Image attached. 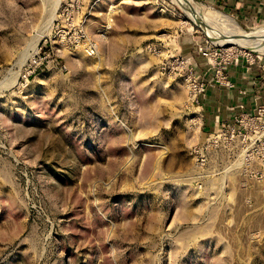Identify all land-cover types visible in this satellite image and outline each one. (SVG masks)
I'll use <instances>...</instances> for the list:
<instances>
[{"label":"rangeland","instance_id":"rangeland-1","mask_svg":"<svg viewBox=\"0 0 264 264\" xmlns=\"http://www.w3.org/2000/svg\"><path fill=\"white\" fill-rule=\"evenodd\" d=\"M189 1L0 0V264H264V0Z\"/></svg>","mask_w":264,"mask_h":264},{"label":"crops","instance_id":"crops-1","mask_svg":"<svg viewBox=\"0 0 264 264\" xmlns=\"http://www.w3.org/2000/svg\"><path fill=\"white\" fill-rule=\"evenodd\" d=\"M235 77L234 89L215 90L211 96L204 97L202 100L205 126L213 132L226 124H230L238 113L248 111L264 100L262 97L256 96L254 88L258 86L254 81L242 79V77H247V74H236Z\"/></svg>","mask_w":264,"mask_h":264},{"label":"bare ground","instance_id":"bare-ground-1","mask_svg":"<svg viewBox=\"0 0 264 264\" xmlns=\"http://www.w3.org/2000/svg\"><path fill=\"white\" fill-rule=\"evenodd\" d=\"M180 4H181V2H180ZM182 6L181 7H183V8H185L187 11H188V13H190V15H192V16H194V13H196V12H194V9L192 10V6H191V3H190V1L189 0H183V3L181 4ZM184 9V10H185ZM198 12V11H197ZM191 16V17H192ZM196 16V15H195ZM199 16V15H198ZM214 16H216V14L214 15ZM219 16V15H218ZM193 18V17H192ZM219 18H221V19H223L222 17H221V15L219 16ZM198 20H200L199 18H198ZM224 20V19H223ZM205 21V20H204ZM199 22V21H198ZM203 22V21H202ZM200 23V22H199ZM205 22H203V24H204ZM201 24V23H200ZM202 24V25H203ZM200 26V25H199ZM203 28V27H202ZM204 30L206 31V32H208V30H207V28H204ZM209 36H210V38L213 40L214 38H215V40L216 41H218V38H217V36H215V35H213V34H211L210 32H208L207 33ZM238 34H239V37L241 38L240 39V41H235V43H237V44H241V43H243L244 45V47L245 48H251V47H255V46H261V45H263L264 44V37H262V36H264V29H258L256 32H255V34H254V36L251 38V37H249L248 35H246V34H244L243 35V33H241V32H239L238 31ZM224 40V39H223ZM214 41V40H213ZM227 41V40H226ZM239 42V43H238ZM220 44H221V42H220ZM224 44V43H223Z\"/></svg>","mask_w":264,"mask_h":264},{"label":"built area","instance_id":"built-area-1","mask_svg":"<svg viewBox=\"0 0 264 264\" xmlns=\"http://www.w3.org/2000/svg\"><path fill=\"white\" fill-rule=\"evenodd\" d=\"M67 15L70 16L69 14ZM71 30H73V36L71 38L77 45H82L86 54H88L89 56H93L97 53L96 44L88 39L86 33L82 29L71 26L68 32L70 33ZM198 102L199 101H197L196 103L198 104ZM235 123L236 124L239 123L240 127L244 128L243 125L246 123V119L243 118L241 120L236 119Z\"/></svg>","mask_w":264,"mask_h":264}]
</instances>
